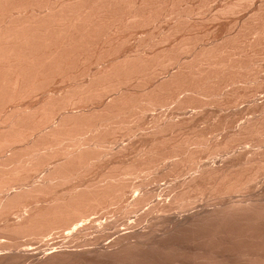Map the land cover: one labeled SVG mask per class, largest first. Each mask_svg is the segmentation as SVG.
<instances>
[{
  "label": "bare ground",
  "instance_id": "1",
  "mask_svg": "<svg viewBox=\"0 0 264 264\" xmlns=\"http://www.w3.org/2000/svg\"><path fill=\"white\" fill-rule=\"evenodd\" d=\"M182 2L0 0V264L264 253V8L243 50Z\"/></svg>",
  "mask_w": 264,
  "mask_h": 264
},
{
  "label": "rangeland",
  "instance_id": "2",
  "mask_svg": "<svg viewBox=\"0 0 264 264\" xmlns=\"http://www.w3.org/2000/svg\"><path fill=\"white\" fill-rule=\"evenodd\" d=\"M187 1H189V2H187ZM192 0H183V2L182 3H184L185 4V2L186 3H188V4H190V2H191ZM195 1V0H194ZM193 1V2H194ZM207 1V2H206ZM210 1H212V2H210ZM231 1V2H230ZM244 3H243V2ZM264 0H240V2L239 1H237V0H202V2H201V0H196L195 1V3H192L191 2V4H195V6L198 4V8L201 10L200 12H201V14L203 15H201L200 16V20L202 21V24L203 25H201V24H199V26L200 27H198L197 28V30L196 31H193V32H191V31H189L188 29H186L185 30V32H184V34H186L187 35V33L190 35V33H192V34H194V35H191V36H189V37H196V38H192V39H196V42L198 41V44L199 45H205V44H207V43H209V42H211V41H218L219 39L221 40V42H220V40L218 41V45H220V46H224V44H221L222 43V41L223 42H227V41H225V40H228L229 39V37H232L233 36V38H235L236 39V41H232V40H234V39H231V40H229L228 41V44H226L225 46H229V47H231V48H233V49H235V51L237 52L238 50H236V48H234V47H237V44H238V46L239 47H241L242 48V45L243 44H241V43H243L244 41H245V43H246V45L245 46H247L248 45V42H249V40H252V38L254 37H248V35H247V38H243L245 35H246V33H245V35L243 36V34L240 32V34H242V36L243 37H241V35H239L238 33V29H239V27H240V24H243V26H245V25H248V26H245V29H246V27H247V29L249 30V29H252V27L253 28H255V27H257V26H261V25H255V23L253 24V22H255L253 19V21L251 22L250 21V23H248L249 22V20H251V19H249V17L252 15V17H254V13L257 11V7H259V6H262V7H259V8H261L262 10H263V8H264V2H263ZM203 2H205V4L203 3ZM219 2V3H218ZM235 2V3H234ZM242 2V3H241ZM197 3V4H196ZM241 3V4H240ZM247 3V4H246ZM261 3V4H260ZM183 4V5H184ZM199 4H201V5H199ZM204 4V5H203ZM216 4V5H215ZM224 4H232V5H237V6H234L233 8L231 7V9H230V6H229V9H227V8H224V7H227L228 5H224ZM200 6V7H199ZM202 6V7H201ZM205 6V7H204ZM224 6V7H223ZM205 9H204V8ZM221 7H223L224 9H226V11L227 10H229V12H227V13H229V14H226V11L224 10V13L223 14H225V16L223 15V14H221L220 15V13H219V15L217 14V12H221V11H218V10H220V8ZM236 7V8H235ZM238 7V8H237ZM247 7V8H246ZM207 8H209V9H207ZM211 8V9H210ZM215 8V9H214ZM235 8V9H234ZM204 9V10H203ZM222 9V8H221ZM239 9V10H238ZM205 10H207L206 12H205ZM230 10H233V12L231 13L230 12ZM256 10V11H255ZM261 10V11H262ZM264 11V10H263ZM262 11V12H263ZM205 12V13H204ZM235 12H237V13H235ZM239 12V13H238ZM253 14H252V13ZM214 14H217V19L214 21V19H208V17L210 18L211 17V15H214ZM240 14V15H239ZM263 14H264V12H263ZM206 15V16H205ZM209 15V16H208ZM237 15H238V17H237ZM220 16V17H219ZM215 18H216V15H215ZM231 18V19H230ZM251 18V17H250ZM225 19V20H224ZM243 19V20H242ZM246 19V20H245ZM247 19H248V21H247ZM208 22H207V21ZM235 20V21H234ZM242 20V21H241ZM246 21V23H248V24H245V21ZM237 21V22H236ZM239 21V22H238ZM241 22H243V23H241ZM245 24V25H244ZM256 24H260V23H256ZM250 25H252L251 26V28L249 27ZM229 26V27H228ZM239 26V27H238ZM242 26V25H241ZM264 26V25H263ZM237 27V28H236ZM258 27V28H259ZM199 28H200V30H199ZM202 28V29H201ZM233 29V30H232ZM246 29V30H247ZM188 31V32H187ZM200 31V32H199ZM211 31V32H210ZM217 31V32H216ZM187 32V33H186ZM190 32V33H189ZM195 32H197V33H195ZM236 32H238V33H236ZM183 33V32H182ZM202 35H201V34ZM229 33V34H228ZM244 33V32H243ZM196 34V35H195ZM199 34V35H198ZM235 34H237V37H234V35ZM227 35V36H226ZM230 35V36H229ZM240 36V38H243V40L242 39H239V40H241L240 42H239V40L237 41V39L239 38V36ZM213 36V37H212ZM236 36V35H235ZM201 37V38H200ZM206 37V38H205ZM222 38V39H221ZM225 38V39H224ZM207 39V40H206ZM214 39H216V40H214ZM244 39H247V41L246 40H244ZM201 41H202V43H201ZM207 41V42H206ZM233 42V43H231V44H234L235 42H236V45L234 44V47L233 46H231V44L229 45V43L230 42ZM206 42V43H205ZM204 43V44H203ZM220 43V44H219ZM239 44H241V46L239 45ZM243 45V46H244ZM243 47L244 49L243 50H245V48L246 47ZM129 47V48H128ZM238 47V48H239ZM131 48V46L130 45H125L123 48H121V49H123V51L124 50H128V49H130ZM240 49V48H239ZM239 52H240V50H239ZM251 58V57H250ZM253 59V58H252ZM252 59H250L249 60V64H250V62H251V67H254V69L253 68H251V70L249 69L248 71V73L249 74H251V76H258L256 73H258L259 74V78H263L264 79V52H263V54L261 55V58L259 57V62L256 60V59H258V58H254L253 60ZM252 60V61H251ZM254 61H256V63L257 64H253L254 63ZM253 64V65H252ZM260 64V65H259ZM262 64V65H261ZM256 66V67H255ZM256 69V70H255ZM262 69V70H261ZM252 70H253V74H252ZM258 70V71H257ZM250 71H251V73H250ZM247 73V74H248ZM262 75V76H261ZM248 76H250V75H248ZM250 77L251 78V80L253 81L254 79H256L257 77ZM263 79L261 80V79H259L260 81H261V83L263 84V85H261V87L259 88V87H257V85L258 84H260V83H256V81L255 82H252L253 84H250L248 87H247V89L249 90V91H247V92H251V91H253V89H255L256 87V91H257V89H258V94L256 95L257 97H256V99L258 100V101H260L261 99H263L264 98V83H263ZM260 81H258V82H260ZM57 86V85H56ZM260 86V85H259ZM250 88V89H249ZM251 90V91H250ZM240 92H243V89H242V91L241 90H239ZM245 91V90H244ZM262 94V95H261ZM259 97V98H258ZM241 103V104H240ZM240 103H239V105H238V107L237 108H235V110L237 109V110H239V112H242V115H241V117H239L238 118V122H239V120L240 121H244L245 119H247V118H251L252 116H253V114L252 113H250V109H249V106H248V102L246 101V100H244V101H240ZM247 103V104H246ZM215 106H214V105ZM212 105H210V106H208L207 108L205 107V110L203 109V108H200V110H202V115H203V113H204V116L205 117H211V118H204L203 116V118H204V120H203V118H202V126H203V124H205L204 126H207L208 124L207 123H209V124H211L212 122H214V123H217V121H218V118L219 117H221L222 116V114L223 113H225V112H220V110L216 107L217 106V104L216 103H213ZM244 104V105H243ZM242 105V106H241ZM171 106H173V105H171ZM243 107V108H242ZM248 107V108H247ZM246 108V109H245ZM233 109V108H232ZM245 111H244V110ZM234 110V109H233ZM241 110V111H240ZM249 110V111H248ZM204 111V112H203ZM247 112V113H246ZM252 112V111H251ZM212 115H211V114ZM245 113V114H244ZM251 114V115H250ZM221 115V116H220ZM246 115V116H245ZM215 118V119H214ZM242 118H244V119H242ZM209 119V120H208ZM209 122H208V121ZM215 120V121H214ZM139 122H141L142 123V121H139ZM206 122V123H205ZM137 124V121H136V123H134V125L133 126H135ZM139 124V123H138ZM209 126V125H208ZM138 132V131H137ZM137 132H134L133 134H132V136H134V137H132V136H130V137H123L124 139H122L121 140V142H126L125 144H127L128 143V141H130V140H135L134 138H138V136L140 135L139 133H141L140 131H139V133H137ZM137 135V136H136ZM132 137V138H131ZM131 138V139H130ZM136 138V139H137ZM128 139V141H126ZM100 254V255H99ZM115 253H93V255L91 254H79V256L78 257H76L75 255H70L72 258H70V256L68 255V256H66V255H56V256H54L53 258L51 257V258H49V259H46L43 263H40V264H261V262L260 261H262V260H264V253H144L143 255H141V256H127V255H120V254H116V255H114ZM82 257H81V256ZM84 255V256H83ZM87 255H89V256H87ZM102 255V256H101ZM62 256V257H61ZM104 256H106V257H104ZM119 256V257H118ZM57 259H56V258ZM97 257H99V258H97ZM134 257V258H133ZM260 257H261V259H260ZM217 258V259H216ZM230 258V259H229ZM260 260H259V259ZM77 259V260H76ZM134 259V260H133ZM61 260V261H60ZM95 261V262H94ZM263 264H264V262H262Z\"/></svg>",
  "mask_w": 264,
  "mask_h": 264
}]
</instances>
